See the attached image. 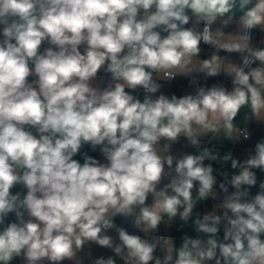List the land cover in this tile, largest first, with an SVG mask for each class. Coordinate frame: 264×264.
Here are the masks:
<instances>
[{
    "label": "clouds",
    "instance_id": "clouds-1",
    "mask_svg": "<svg viewBox=\"0 0 264 264\" xmlns=\"http://www.w3.org/2000/svg\"><path fill=\"white\" fill-rule=\"evenodd\" d=\"M256 30L264 0H0V264H264V137L235 151L264 124Z\"/></svg>",
    "mask_w": 264,
    "mask_h": 264
},
{
    "label": "crops",
    "instance_id": "crops-1",
    "mask_svg": "<svg viewBox=\"0 0 264 264\" xmlns=\"http://www.w3.org/2000/svg\"><path fill=\"white\" fill-rule=\"evenodd\" d=\"M254 35H255V37L257 39H259L264 34L260 33L259 30H256ZM47 46H48L47 44L42 45L41 50H43V48L47 47ZM204 48H205V53L203 54V56H204V58H207L208 47H204ZM81 51H83V48H81ZM233 55H235V54H233ZM182 78H186V77H179V79H182ZM32 79H33V77L29 78L30 81ZM216 79L223 80L224 78L223 77L210 78L207 81V83L209 85H211V83L214 82ZM109 81H110V74H107V73H104L103 71H101L100 73H98L97 79L95 81H93V84H94V86L99 85L101 88H103V87L107 86ZM158 82L162 85V87L160 89V92H162V93H164L166 95H169V96L172 95V94H175L177 96H181V95H184L186 93H190V92L194 91V87H183V86H181V85H179L177 83L170 84V83L164 82V80H160ZM200 82L204 83L202 78L200 79ZM126 91H130V90H126ZM159 94L160 93L158 92L156 95H159ZM143 96L144 95H140L138 98L142 100ZM244 111H246V110H242L241 116L238 117V119H240L241 121H243ZM250 131H251V134H252V139L250 141H248V142H245L242 145H239V146H248L249 144H254V142L257 139H259L261 137H264V124L253 123V124L250 125ZM184 151H192V149L187 148L186 147V141L183 138H181L179 143L173 145L172 152H173L174 155H179L180 153H182ZM98 160H100L101 162H105L102 154H100ZM165 182H167V181L165 180ZM20 190H21V188L19 186L17 188L13 189L14 192L15 191H20ZM150 202H151V199L149 198V203ZM204 204L206 205V208L207 207H209L210 209L212 208L208 201L207 202H203L202 206L199 209V212H201V213L204 212V206H205ZM14 220H15L14 214H10L9 217H8L7 222H12ZM115 222L118 225L125 227L129 232H135L136 231L132 227L130 219H129V221H125L123 218L117 216L115 218ZM181 223L182 222L179 221V219L177 218L175 224L170 229V234L173 237L176 238L177 245H179V243H180L181 235L184 234L185 232H187L191 236H195L196 235V233L192 230L190 225L189 226H185L181 230L178 231L177 229L180 228ZM162 234H163V228H162ZM91 251H92L93 256H100V255L107 256V255H111L112 254L109 250L100 248V247L95 246V245L92 247ZM12 264H23V261H22L21 258H16L12 262ZM64 264H70V262L65 261ZM85 264H87V261L85 262Z\"/></svg>",
    "mask_w": 264,
    "mask_h": 264
},
{
    "label": "built area",
    "instance_id": "built-area-1",
    "mask_svg": "<svg viewBox=\"0 0 264 264\" xmlns=\"http://www.w3.org/2000/svg\"><path fill=\"white\" fill-rule=\"evenodd\" d=\"M203 47H208L206 45H202ZM164 82L166 83H170V84H174V83H177L183 87H194L190 84L189 82V79L188 78H182V79H179V77H177L176 79H173V80H164ZM215 82V81H214ZM201 84H203L202 82H200ZM213 83V82H212ZM134 95H136L137 97H139L140 95H144L143 93V90H136L134 93ZM140 235H143V233H138Z\"/></svg>",
    "mask_w": 264,
    "mask_h": 264
},
{
    "label": "trees",
    "instance_id": "trees-1",
    "mask_svg": "<svg viewBox=\"0 0 264 264\" xmlns=\"http://www.w3.org/2000/svg\"><path fill=\"white\" fill-rule=\"evenodd\" d=\"M247 146H237L236 148H246ZM87 153L88 155L98 159L100 156V151L99 149L93 150L89 145H85L82 149H81V154L74 157L75 159H78L81 161V163H83V154ZM221 236H222V231H221Z\"/></svg>",
    "mask_w": 264,
    "mask_h": 264
},
{
    "label": "rangeland",
    "instance_id": "rangeland-1",
    "mask_svg": "<svg viewBox=\"0 0 264 264\" xmlns=\"http://www.w3.org/2000/svg\"><path fill=\"white\" fill-rule=\"evenodd\" d=\"M208 202L210 203V206L212 207L213 206V201L211 200V198H209ZM203 202L200 203V205L198 204V207L195 209V211H199L200 207L202 206ZM205 205V204H204ZM211 209L209 207L206 208V205L204 206V212L205 211H210ZM203 212V213H204Z\"/></svg>",
    "mask_w": 264,
    "mask_h": 264
},
{
    "label": "water",
    "instance_id": "water-1",
    "mask_svg": "<svg viewBox=\"0 0 264 264\" xmlns=\"http://www.w3.org/2000/svg\"><path fill=\"white\" fill-rule=\"evenodd\" d=\"M242 150H244V148H236V149H235V151H236L237 153L241 152ZM258 176H259V178L264 179V174H260V173H258ZM256 191H257L256 188H253V189H252L253 194H254Z\"/></svg>",
    "mask_w": 264,
    "mask_h": 264
}]
</instances>
